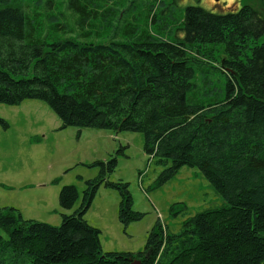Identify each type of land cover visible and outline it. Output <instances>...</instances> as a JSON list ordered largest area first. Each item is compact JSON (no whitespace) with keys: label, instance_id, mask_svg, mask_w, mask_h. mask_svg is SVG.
<instances>
[{"label":"trees","instance_id":"trees-1","mask_svg":"<svg viewBox=\"0 0 264 264\" xmlns=\"http://www.w3.org/2000/svg\"><path fill=\"white\" fill-rule=\"evenodd\" d=\"M109 1L0 0V104L39 99L62 128L142 133L145 152L165 166L156 186L195 167L228 205L186 218L178 232L157 222L142 251L105 252L85 219L102 186L119 192L125 228L144 217L129 183L110 180L121 145L87 164L99 173L59 226L0 207V264H264V0L226 14L189 5L167 38L124 26ZM208 44H223L226 57L213 60ZM197 68L204 84L212 70L225 76L223 98L197 97ZM78 199L75 185L62 187V208Z\"/></svg>","mask_w":264,"mask_h":264},{"label":"rangeland","instance_id":"rangeland-1","mask_svg":"<svg viewBox=\"0 0 264 264\" xmlns=\"http://www.w3.org/2000/svg\"><path fill=\"white\" fill-rule=\"evenodd\" d=\"M29 3L35 4L34 0H29ZM248 3L256 5L255 0L108 2L111 7L120 10V22L124 26L138 25L140 29H147L164 38L174 32L189 5H200L215 14H226L237 12ZM68 15L73 20L70 12ZM160 25L161 31L158 28ZM257 43H264V34ZM204 49L213 54V60L222 61L226 57L223 44H208ZM208 79L209 84H204L203 74L197 68V97L204 100L223 98L225 76L212 70ZM0 117L9 124L8 128L0 125V207H15L24 218L53 226H59L63 214H71L81 205L86 181L98 175L99 169L87 164L106 161L121 145L126 147L125 154L118 155V165L110 180L129 183L133 209L143 213L144 217L125 228L119 219V192L102 186L85 219L102 231L101 243L105 252L142 251L149 232L157 222L163 223L171 232H178L186 218L228 205L195 167L183 166L173 178L156 186L165 166L145 152L142 133H117L77 126L62 128L60 118L46 102L39 99H27L19 105L0 104ZM66 185H75L79 191V199L72 209L60 206L59 194ZM181 203L186 208L172 214L171 207L180 204L178 208H182ZM0 233L7 236L1 227Z\"/></svg>","mask_w":264,"mask_h":264},{"label":"water","instance_id":"water-1","mask_svg":"<svg viewBox=\"0 0 264 264\" xmlns=\"http://www.w3.org/2000/svg\"><path fill=\"white\" fill-rule=\"evenodd\" d=\"M215 1H220V0H215ZM133 264H140V261L134 262Z\"/></svg>","mask_w":264,"mask_h":264}]
</instances>
